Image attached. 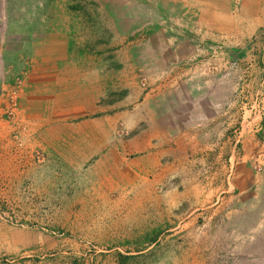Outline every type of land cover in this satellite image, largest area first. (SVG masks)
<instances>
[{
    "label": "rangeland",
    "instance_id": "1",
    "mask_svg": "<svg viewBox=\"0 0 264 264\" xmlns=\"http://www.w3.org/2000/svg\"><path fill=\"white\" fill-rule=\"evenodd\" d=\"M176 2L0 0V116L12 127L0 136V264H264V170L256 186L242 180L234 203L226 189L190 187L217 173L177 174L149 194L118 158L106 163V150L84 155L79 136L59 143L28 131L21 94L35 40L62 30L71 58L90 55L104 74L121 67L122 37L136 41L159 16L169 22ZM223 191L210 210L192 203Z\"/></svg>",
    "mask_w": 264,
    "mask_h": 264
},
{
    "label": "crops",
    "instance_id": "2",
    "mask_svg": "<svg viewBox=\"0 0 264 264\" xmlns=\"http://www.w3.org/2000/svg\"><path fill=\"white\" fill-rule=\"evenodd\" d=\"M176 3L169 22L159 16L136 41L122 37L121 67L104 74L90 55L71 58L62 30L35 40L21 94L26 125L59 143L79 136L84 155L106 150V163L118 158L149 194L177 174L217 173L202 185L192 177L190 187L226 189L234 203L242 180L256 186L264 170V0ZM10 129L0 116V136ZM224 191L211 204L200 194L192 203L210 210Z\"/></svg>",
    "mask_w": 264,
    "mask_h": 264
},
{
    "label": "built area",
    "instance_id": "3",
    "mask_svg": "<svg viewBox=\"0 0 264 264\" xmlns=\"http://www.w3.org/2000/svg\"><path fill=\"white\" fill-rule=\"evenodd\" d=\"M146 80H143L142 82L144 83ZM255 167H257L258 169H262V166L261 165H259V164H255Z\"/></svg>",
    "mask_w": 264,
    "mask_h": 264
}]
</instances>
